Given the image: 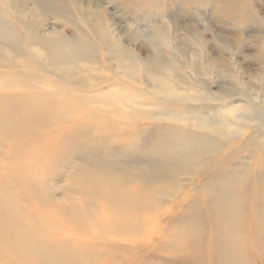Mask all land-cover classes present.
Segmentation results:
<instances>
[{
    "label": "rangeland",
    "instance_id": "374dc122",
    "mask_svg": "<svg viewBox=\"0 0 264 264\" xmlns=\"http://www.w3.org/2000/svg\"><path fill=\"white\" fill-rule=\"evenodd\" d=\"M21 2L0 0V210L24 218L0 264H264V0Z\"/></svg>",
    "mask_w": 264,
    "mask_h": 264
},
{
    "label": "bare ground",
    "instance_id": "6f19581e",
    "mask_svg": "<svg viewBox=\"0 0 264 264\" xmlns=\"http://www.w3.org/2000/svg\"><path fill=\"white\" fill-rule=\"evenodd\" d=\"M10 6H11V9L14 10V12H19L20 14H22L23 16H26L28 15L29 13V10H27V8L25 7H22V9L19 8V6L21 5V0H8ZM1 4V3H0ZM79 7V8H78ZM19 8V9H18ZM40 9H44V8H40ZM77 9L79 10L81 16L84 18V19H87L88 20V25L89 27L92 29V31L95 33V36L96 38L98 37V33L99 32H102V29H108L110 28L111 24L109 22H107L106 20V17H99L98 18V23H93L89 20H91V16L90 13L91 11H89L88 9L90 8H87L85 7L83 4L82 5H77ZM2 11V9L0 10ZM4 11V10H3ZM6 11V10H5ZM4 13V12H3ZM6 17V16H5ZM101 20V21H99ZM30 28V27H29ZM28 26L26 25V30L29 29ZM40 29V28H39ZM2 31V30H1ZM5 32V31H4ZM29 32V31H28ZM37 33V31H36ZM35 33V35H36ZM45 34V33H44ZM42 35V34H41ZM9 35L7 34H1L0 37L1 38H4L5 42H9ZM40 36V35H39ZM46 36V34L44 35ZM45 39L43 40H46V43L48 45H53L55 50L57 51L58 55H60V59L63 60L64 58H66L67 54L65 52V50L62 48H60L59 46V41H62L61 37L60 36H57V35H53V34H50L46 37H44ZM82 36V35H81ZM80 36V37H81ZM6 37V38H5ZM42 37V36H41ZM40 37V38H41ZM106 37H108V35H106ZM110 37H112V34L110 35ZM3 40V41H4ZM9 40V41H8ZM41 39H39L37 42H39ZM78 40V39H77ZM84 40V39H83ZM42 41V40H41ZM32 43V42H31ZM36 43V42H35ZM82 43V42H81ZM116 44V47H111L110 49L108 48V51L111 52V54L114 56V58L117 60L118 63V66L121 67V68H126L128 69L129 67V60H131L132 56H133V50L131 49H127L120 41H116L115 39H111V44ZM33 44V43H32ZM38 44V43H37ZM40 44V43H39ZM45 44V43H44ZM46 44V45H47ZM18 45V44H17ZM43 45V44H42ZM87 49H91L94 48L92 47L91 44H87V42H85L83 44ZM32 46V45H31ZM47 48V47H46ZM51 48V47H50ZM46 52V51H45ZM68 52V51H67ZM48 53V52H47ZM46 53V54H47ZM49 55V53L47 54ZM50 57V55H49ZM52 57V55H51ZM109 57V56H108ZM134 57V56H133ZM3 58V57H2ZM0 58V59H2ZM57 58V57H55ZM55 58H52V59H55ZM65 60V59H64ZM57 61V60H56ZM138 61L140 62V64L142 63V60L141 59H138ZM2 63V62H1ZM57 63V62H56ZM4 66V65H0V68ZM7 66V65H5ZM9 66V65H8ZM13 67V65H11V68ZM150 69V72H157L158 69H154L153 66L149 67ZM71 78V77H70ZM77 79V78H76ZM161 91L163 92H166L168 93L169 91H166L164 89H161ZM8 204L10 205V201H8ZM14 207V206H13ZM13 209V208H11ZM18 213V214H17ZM7 219V220H5ZM24 221V218H23V214L21 212H16L15 210H9L8 208H4L2 210H0V237H2L5 233H7L8 231H13L12 228H14L16 230V223L20 220ZM34 221V219H32ZM27 221H29L27 219ZM9 228L11 230H9ZM83 234V233H82ZM2 235V236H1ZM28 248V247H27ZM56 250V249H55Z\"/></svg>",
    "mask_w": 264,
    "mask_h": 264
}]
</instances>
